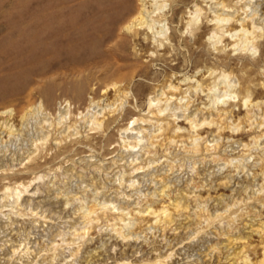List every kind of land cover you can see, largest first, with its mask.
I'll use <instances>...</instances> for the list:
<instances>
[{
	"label": "rangeland",
	"instance_id": "1",
	"mask_svg": "<svg viewBox=\"0 0 264 264\" xmlns=\"http://www.w3.org/2000/svg\"><path fill=\"white\" fill-rule=\"evenodd\" d=\"M213 1L185 0L176 9L167 0L159 27L164 43L155 46L139 41L147 31L135 38L122 29L139 0H93L94 13L90 0H0V125L14 126L13 134L0 130V264H149L169 253V264H239L244 251L252 262L262 260L264 240L250 224L257 228L264 221V137L253 139L264 132V30L255 34L258 50L233 49L238 38L221 36L235 29V20L223 23L222 31L208 24L223 14L215 6L224 0ZM225 1L234 7L223 17L238 20L255 11L264 25V0ZM197 8L201 19L189 25ZM211 70L231 77L219 81L216 105L204 91L213 82L206 78ZM169 84L181 89L167 101L161 94ZM249 94L259 107L243 104ZM151 99L168 105L161 119L175 115L172 129L187 128L186 112L203 121L212 110L232 107L221 133L210 136L216 127L207 123L195 133L203 137L201 147L218 140L214 157L193 155L184 141L151 157L143 156L141 146L129 152L125 144H134V137L125 131L134 119H148ZM248 112L252 122L245 120ZM97 117L104 127L96 126ZM135 124L159 129L156 121ZM137 163L146 168L131 188ZM7 187L23 191L19 204L5 194ZM182 195L190 210L173 227L139 224L134 211ZM109 201L133 212L123 223L126 232H135L131 240L116 234L108 210L98 213L102 219L94 225L81 218L88 207ZM216 213L221 216L213 224L199 229L187 219ZM236 237L243 244H230L228 238ZM244 242L252 246L243 249Z\"/></svg>",
	"mask_w": 264,
	"mask_h": 264
},
{
	"label": "bare ground",
	"instance_id": "2",
	"mask_svg": "<svg viewBox=\"0 0 264 264\" xmlns=\"http://www.w3.org/2000/svg\"><path fill=\"white\" fill-rule=\"evenodd\" d=\"M90 1H91L90 2L91 3V8H93V13H94V7H93L94 2H93V0H90ZM184 1L185 0H174L175 4L177 5V7H175V8L179 9V7H180L179 5L182 2H184ZM211 1H213V0H211ZM214 1H216V0H214ZM224 1L223 2L222 1L218 2L216 4V6H215V7H217L218 11L223 12V14H220V15L217 14L215 17H213V19L210 20L211 22H208V24L211 25L214 28V30H221V29L223 30V26H222L223 23L230 22V21L232 22V20H235L234 21L235 26H236V27H234L235 29L223 30L224 33L222 34L221 38L224 37L227 33H231V35L233 37L236 36L238 38L234 43H232L233 49L234 48L236 49L238 47H240V50H242V49L249 50V49H251V47H253V49H254L255 48L254 47L255 46L254 42L257 43V41H255L256 40L255 34L258 33L259 30L260 31L264 30V25L263 26L260 25L263 21L260 22L258 20V14L259 13L258 12L256 13L255 11H253L250 14H248L247 17H242L241 19L239 18L238 20H236L234 18L235 16L233 17L232 15H227V16L223 17L225 15V12H231L233 10L232 7H234V6L231 7L232 4L227 3V1H225V2ZM168 2H170V1H168ZM168 2H167V0H139V6L138 7H131V8L128 9V11H127V16L128 17L125 19L122 29L125 32H128V33L130 32L132 34L134 33L133 37H135V38L140 35V31H142V32L147 31V33H145L143 36H141L139 41L144 43V44H145V42H149L150 44H154L155 46H156V44L161 46L164 43V41H163L162 29L159 30V27L162 25V22L164 20H166L165 15H162L161 13L163 12L162 10L163 9L165 10L167 5L169 4ZM251 2H252V0H250L249 3H251ZM211 4H213V3H211ZM249 6H250V4H249ZM173 9H174V7H173ZM88 11H90V10H88ZM124 11H126V10H124ZM200 11H201L200 8L195 9V14H197L198 16L193 18V20H191L188 23L189 25H193V23L196 24L201 19L200 16H199L201 14ZM93 13H92V15H90V17H91L90 18V22L94 25L95 22H96V19H98V18L95 17V15ZM208 21H209V19H208ZM173 22L175 23V21H173ZM163 26L164 25H162L161 27H163ZM216 34H217V31L214 32L212 37H215ZM52 36H54V35H52ZM259 44L260 43H258V45ZM259 47H261V46H259ZM255 49L258 50V48H255ZM216 72L217 71H215V70H211L209 72V75L206 78H208V80L209 79L212 80L213 82H211V84L207 85L206 88L204 87V89H205L204 91L208 92L207 95L213 97V101L211 103L212 105L213 104L216 105V103H219V101H220V99L218 97L214 96V95H216V90H217V88H218V86L220 84L219 81L220 80L222 81V79L227 81L229 78H231L230 77V73H227V74L223 73L221 76L217 77L215 75ZM247 81H250L249 78L247 79ZM202 82L201 81H197V86L196 87L197 88H199V87L203 88V83ZM209 82L207 81L206 83H209ZM263 85H264V83H263ZM229 87L234 88L235 86H234V84L230 83ZM251 87H252V85H251V82H250V83L246 84L244 90L247 93H249ZM180 89H181L180 85L177 86V85L169 84L166 87H164L161 96L162 97L164 95L168 96L167 101H170L171 99L169 98V94L172 95V96L176 95L180 91ZM241 89L243 90V88H241ZM245 91H244V93H245ZM238 94H237V96H238ZM251 99H252V96L249 94V95L243 96L242 102H243V104L245 106H248V105H251L253 103ZM157 101L160 102L161 99H158V100L151 99L150 100L149 109H148L149 114L147 116V118H148L147 120H145V119H141V120L134 119L133 121H131V124H132L131 127H128L126 129L125 132L126 133L130 132L129 135H132L134 137V140H133L134 144H131L130 142L126 141L127 143L125 145H126V148H127V150L129 152L136 151L138 149V147L141 146L140 150L144 151L143 156L151 157L152 155H156L159 150H163V151L167 152V151H169L172 148V146H176V145H178V143L184 141L183 143L186 145V148L188 149V152L193 153V155L194 154L195 155H197V154L199 155L200 154V155H203L204 158L207 157V156L214 157V155H211L212 154L211 152L213 150L218 149V147H219L218 140L216 139V141L212 145H205V146L201 147L202 145H200V143L198 141L203 139V137L200 134L198 135V133L197 134H195V133L199 129V126H201V125H203L205 123L209 124V126H211V125L213 126L214 125V127H216V129L214 131H212L210 136H212V135L215 136L218 132L221 133V131L225 130V127H223V126L225 125L227 119L232 117L234 115V113H235V111L233 110L232 107H229L228 109H224V110L223 109L219 110V108H218V110H216V111H213L212 108H210L212 110V112L210 111L211 112L210 118H204V120L201 121V120H197V115L196 114L195 115L187 114L186 111L190 107V104L188 103V105L186 104L187 106L185 108V112H186L185 113V119L183 120V121L186 122L188 129L187 128H182L181 126L180 127L175 126L172 129V120H174V116L175 115H173L171 117L167 116L166 118H164L162 120L161 117H163L165 111L168 109V105H166V106H164V105L163 106H157V105H155V103ZM259 106H260V102L253 103V107H259ZM198 110H199V108H198ZM208 111H209V109H208ZM4 112H8V113L10 112L11 113L12 111L8 110V111H4ZM98 117L95 118L94 123L96 124V126L98 128H101V126L104 127V125H106V124H104L105 123L104 120L103 121L99 120ZM65 119H66V117H63L62 120L59 122V124L62 123L63 120H65ZM176 120L177 119H175V121ZM245 120L247 122H252L253 121V116L250 115V113L248 112L245 115ZM147 121H152V122L156 121L157 126L156 125H154V126H156V127L159 126L158 127L159 129H157L158 131H156V129H155V132H152V131L149 130L148 127L147 128L143 127V125H140L139 127H136V124H135L136 122H138V123L140 122L142 124V123H146ZM111 123H112V121H111ZM108 125H110V124L107 123V126ZM3 127L9 133H11V134L14 133V126L10 125L8 121L3 122L0 125V130ZM71 127H72L71 125L67 126L68 129H70ZM186 135L189 136L188 137L189 142H188V140H187V142L185 140H183ZM262 137H264V132L261 133L260 136L254 137L253 139L254 140H258V139L261 140ZM144 140H146V141L143 143ZM136 161H137V159H136ZM233 161H234V159L231 160V162H233ZM154 162H156V161H154ZM151 163H152L151 161L148 162V164H149L148 167H150ZM145 168H146V165H144L142 163L141 164H139V163L135 164V166L133 167V171L130 174V176H132L133 178L128 181L129 187L132 188L135 185V183H136L135 176L138 175V174L143 173L142 171ZM37 178H40V176H38ZM227 182L229 183L230 181H227ZM220 185H221V183H220ZM167 188H168V186L165 184V186L162 187V190L160 191L161 196H163L164 199L167 197V194H169V193H166ZM245 190H247V189L245 188ZM8 192H11V196L18 197L17 201H16V204H19L23 191L16 190L15 192H13L10 187H7L6 190H5V194L7 195ZM25 192H26V189H25ZM198 197H199V195H198ZM198 197H196V198H198ZM185 198L186 197L183 196V195H182V198H178L177 197V199H173V198L170 197L169 199H167L160 206L155 207L154 205H152V203H150V205H148L145 209L136 210L134 212H135V215H136L137 219L140 220L139 224H142V223L146 222V225L156 226V227L166 231V229H168L170 227H173L171 224L176 222L178 217L181 218L182 215L186 214V212H189L190 207L188 208V206L186 205ZM67 204L69 205L70 202L67 203ZM16 206H18V205H16ZM101 210H106V211L108 210V211H110V213L114 214L115 217L110 219L109 222H111V221L114 222L115 221L116 225L114 224L112 226H114V229L116 230L115 232H116V234L118 236H120L123 240H126V241H129V240L132 239V237L135 234V232H131V230H130V232H126L125 228H127V227H125V224H123V223H125L124 217L126 215L130 214V213H133L131 211L129 213L127 212L129 210L128 207H123L122 206V207H118L117 208V206H115V203L113 201L103 202V203L97 204V205L94 204L90 208L88 207V209L85 210V212L81 214V218L88 225H90V224L94 225V224L100 222L101 219H102L101 218L102 215L99 216V214H98ZM220 216H221V213L220 214L216 213V214H213V215H210V216H207V217H202V216L198 215V217L196 219H193V220H192L191 216H189V217H187V219H190L189 222L191 223V225L198 224L199 225L198 229H199V228L203 227V223L207 222V223H212L213 224V222H215V220L218 217H220ZM250 227L253 230V232H257L260 235V238H262L264 240V221L257 228H256L255 225H252V224H250ZM181 228L182 227H179L176 230H179ZM136 236H137V234H136ZM76 239H77V237H76ZM228 239H229L230 244H232L234 242L236 244H239V243L243 244L242 237L241 238H237V237L236 238H228ZM247 243L244 242L245 246L243 247V249H246L249 246L250 247L252 246L251 243L249 244V246H247L248 245ZM216 247L213 248V249L215 250ZM16 251H18V250L15 249L14 252H16ZM261 251H262V254H263V258L258 263L257 262L256 263L252 262L251 259L249 258V255L246 254V251L241 252V254L238 253V256L240 255L239 256V259H240L239 264H264V244H262ZM78 252H79V250L73 251V255H77ZM171 255H172V253L167 254V257L164 258V259H162L161 256H157V258L155 260H152L151 262H149V264H169V263H167L168 262L167 259H170ZM123 264H134V263L127 261V263L125 262ZM135 264H138V263H135Z\"/></svg>",
	"mask_w": 264,
	"mask_h": 264
}]
</instances>
